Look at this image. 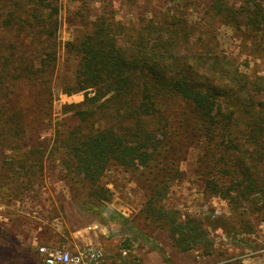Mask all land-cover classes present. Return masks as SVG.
Listing matches in <instances>:
<instances>
[{
    "label": "trees",
    "instance_id": "obj_1",
    "mask_svg": "<svg viewBox=\"0 0 264 264\" xmlns=\"http://www.w3.org/2000/svg\"><path fill=\"white\" fill-rule=\"evenodd\" d=\"M164 4L137 28L103 12L67 42L66 51L78 62L65 89L86 95L73 105L78 126L66 134L57 131L55 149H63L66 173L93 186L115 165L158 169L163 181L153 186L143 213L154 217L179 250H206L214 242L204 221L163 205L164 179L173 163L161 156L180 116L176 110L187 108L185 119H196L198 132L216 148L213 169L221 181L210 179L213 192L236 209L247 204L264 215V75H249L234 59L211 49L217 33L213 25L223 24L241 39L238 46L264 55V0ZM190 10L197 20L189 19ZM58 14V4L45 0H0V151H10L5 158L26 167L30 181L20 182L19 174L0 160L12 171L9 186L0 183L1 202L32 189L36 181L30 168L33 162L41 167L42 147L24 139L38 122L33 98L38 88L51 84L59 59Z\"/></svg>",
    "mask_w": 264,
    "mask_h": 264
},
{
    "label": "rangeland",
    "instance_id": "obj_2",
    "mask_svg": "<svg viewBox=\"0 0 264 264\" xmlns=\"http://www.w3.org/2000/svg\"><path fill=\"white\" fill-rule=\"evenodd\" d=\"M45 1L59 6L56 34L59 59L51 84L47 81L33 98L38 122L29 126L30 133L24 139L31 147H42L41 167L33 162L34 167L30 168L35 174L30 179L36 181L32 189L15 201H0V235H6L9 228L22 236L32 230V239L30 244L22 245L14 239L8 243L0 238V264H42L39 247L43 245L72 253L90 245L100 247L105 256L99 264H169L161 249L171 264H264V215L247 204L236 209L223 194L213 192L210 179L221 181L217 168L213 169L216 148L198 132L196 119H185L189 116L187 108L176 110L180 116L173 121L170 145L161 156L164 163H173L164 179L168 190L163 205L203 220L214 242L212 248L179 250L154 217L148 218L143 213L153 186L163 181L156 176L158 169L127 170L115 165L96 186L63 170V149H55L56 134L64 129L66 134L78 126L73 105L81 103L86 95L84 91L65 89L78 62L75 55L66 51L67 42L74 40L78 31H86L103 12L115 21L137 28L153 8L161 9L166 4L164 0ZM237 2L239 5L240 0ZM188 17L197 20L199 16L190 10ZM213 27L217 28L211 39L214 52L234 59L249 75H264V55H253L238 46L241 39L233 36L232 27L223 24ZM9 153L0 151V160L9 163L19 174L20 182H30L26 167L5 158ZM1 164L0 183L9 186L12 171ZM219 183L224 185L223 181ZM3 216L11 220L5 223Z\"/></svg>",
    "mask_w": 264,
    "mask_h": 264
},
{
    "label": "built area",
    "instance_id": "obj_3",
    "mask_svg": "<svg viewBox=\"0 0 264 264\" xmlns=\"http://www.w3.org/2000/svg\"><path fill=\"white\" fill-rule=\"evenodd\" d=\"M39 252L43 264H99L104 258V251L97 246H87L75 253L64 248L40 246Z\"/></svg>",
    "mask_w": 264,
    "mask_h": 264
},
{
    "label": "crops",
    "instance_id": "obj_4",
    "mask_svg": "<svg viewBox=\"0 0 264 264\" xmlns=\"http://www.w3.org/2000/svg\"><path fill=\"white\" fill-rule=\"evenodd\" d=\"M9 217L8 216H3V222H5V223H8L9 222ZM11 220V219H10ZM14 225H16V224H14ZM13 225V226H14ZM17 226V225H16ZM19 226V225H18ZM25 229H26V227L27 228H29L28 226H26V225H24L23 226ZM21 230V229H20ZM29 230V229H28ZM32 230H30V231H28L26 234H23V236L22 235H19V234H16V232L14 231V229H12V228H9L8 229V231H7V233H6V235H1V241H3V242H8V243H10V241H12L13 239L16 241H20V243L22 242V245L23 244H30V241H31V239H32V237H30V235H31V232ZM30 233V234H29ZM31 264V263H30Z\"/></svg>",
    "mask_w": 264,
    "mask_h": 264
}]
</instances>
